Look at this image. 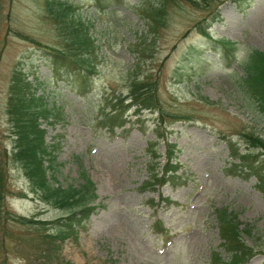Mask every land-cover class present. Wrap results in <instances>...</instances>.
<instances>
[{
  "label": "rangeland",
  "instance_id": "374dc122",
  "mask_svg": "<svg viewBox=\"0 0 264 264\" xmlns=\"http://www.w3.org/2000/svg\"><path fill=\"white\" fill-rule=\"evenodd\" d=\"M50 1L0 0L5 208L38 219L65 215L36 198L10 159L14 136L6 104L17 72L50 108L49 116L38 121L45 129V142L55 147V181L75 186L82 173L93 182V202L99 203L72 232L55 240L57 251L49 260L208 264L212 248L226 254L211 211L224 206L252 226L250 235L240 233L256 250L245 264H264V190L252 174L229 165L225 143L246 150L264 179V116L238 86L242 75L238 63L246 52L250 48L264 52V0ZM57 6L67 9L62 11L92 38L87 59L93 72L83 94L77 92L72 72L55 71L51 63V49L68 47V23L53 14ZM220 38L234 42L227 65L210 49L218 48ZM145 73L155 84L153 98L164 114L165 136L175 144L182 178L173 185H141L148 177L144 147L154 139L155 111L142 109L133 116L134 107L124 106L126 99L121 104L128 120L124 126L110 132L98 124L105 98H124L128 80ZM247 133L260 137L263 147L251 145ZM156 149L163 151L161 142ZM160 197L176 203L164 206ZM0 223V264L42 261L43 252L35 249L45 242L41 230L11 219L3 223L2 216ZM153 224L161 230H151Z\"/></svg>",
  "mask_w": 264,
  "mask_h": 264
},
{
  "label": "trees",
  "instance_id": "16d2710c",
  "mask_svg": "<svg viewBox=\"0 0 264 264\" xmlns=\"http://www.w3.org/2000/svg\"><path fill=\"white\" fill-rule=\"evenodd\" d=\"M62 8L67 10L63 6ZM63 9L58 7L56 11L52 12L56 17L61 15L64 22L68 23L66 35L68 36L66 38L68 47L64 50L51 49L53 50L51 61L55 71L64 67L75 73L76 85L79 87L78 93L83 94L86 90L84 87L85 80L88 74L93 72L87 59L92 49V38L87 33L86 28L82 27L80 23L74 24L73 20L62 11ZM218 41L220 53L226 61L230 58L233 43L223 39ZM239 68L242 75L239 78L238 86L256 111L264 116V52L253 48L249 49L239 63ZM14 73L16 74L14 88L9 92L6 104L8 123L12 132L11 135L14 136V146L10 159L15 161L17 167L21 169L29 190L36 198L50 207L64 210L65 215L38 219L32 215L19 214L6 209L3 202L6 179L0 163V217L2 216L3 223L5 219H11L16 223L35 226L41 230L46 238L42 244L43 247L39 244L35 248L38 252L39 250L43 252L42 261L39 264H56V262L49 260L52 253L57 251L55 240L60 241L69 231L72 232L74 225L87 218L90 211L98 204L93 203L95 197L93 184L84 174H80L81 181L75 186L71 184L62 186L55 181V147L45 142V131L40 127L38 121L39 118H46L51 113L50 108L44 102L41 93L35 94V90L27 84L26 80L22 76L18 78L17 72ZM154 92L155 84L148 74H141L139 77L133 75L128 80L127 93L131 104L136 107L135 114L141 108H152L157 111V119L153 128L156 140H149L145 146V152L148 155L147 169L155 170L159 164L157 158L160 157V154L156 151L157 139L163 140L164 147L163 162L158 170L159 175L157 176V171L153 170L149 175L150 180L145 181L142 186H148L151 182L179 181L182 177L175 174L178 168L176 162L174 164L170 162V159L173 158L174 144L166 140L163 127L164 120L162 119L164 114L155 103ZM120 102L119 97L106 101L99 113V123L109 130L114 126L122 125ZM153 103L154 105H152ZM179 117L183 116H172L173 119ZM246 138L251 145L263 147V141L257 135L247 133ZM227 147L230 158L238 160L237 163H230V166L238 171L254 175L260 184L259 186L264 190V179L259 174V166L253 164L251 155L246 150L238 152L231 143H227ZM212 211L217 222L218 233L223 237L221 245L228 254L221 256L220 251L211 249L208 264H245V260L252 254V247L241 239L240 232L243 231L249 235L251 226L243 224L239 227L240 222L236 219L235 213L226 208H212ZM48 223H50L48 227H43L44 224ZM152 229L156 230L155 227ZM2 246L3 243L0 244V248Z\"/></svg>",
  "mask_w": 264,
  "mask_h": 264
}]
</instances>
